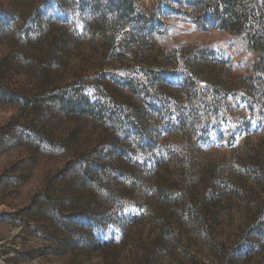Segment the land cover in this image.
<instances>
[{
	"label": "rangeland",
	"instance_id": "374dc122",
	"mask_svg": "<svg viewBox=\"0 0 264 264\" xmlns=\"http://www.w3.org/2000/svg\"><path fill=\"white\" fill-rule=\"evenodd\" d=\"M223 11L264 26L0 0V264H264V40Z\"/></svg>",
	"mask_w": 264,
	"mask_h": 264
},
{
	"label": "trees",
	"instance_id": "16d2710c",
	"mask_svg": "<svg viewBox=\"0 0 264 264\" xmlns=\"http://www.w3.org/2000/svg\"><path fill=\"white\" fill-rule=\"evenodd\" d=\"M253 2H260L261 10L264 11V0H253ZM249 12L251 11L249 10ZM227 16L229 18H227ZM218 19H220L219 23L223 29L237 30V27L238 29H244L246 35L248 36L251 42L254 41L255 43H257V41L262 42L264 40V26L258 20H251L247 23L246 21L241 22V18L236 12L228 13L226 11L220 13Z\"/></svg>",
	"mask_w": 264,
	"mask_h": 264
}]
</instances>
